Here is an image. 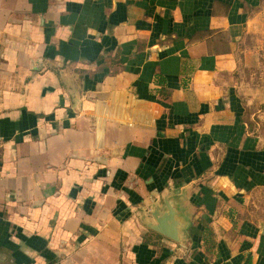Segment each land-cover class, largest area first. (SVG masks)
<instances>
[{
  "label": "crops",
  "instance_id": "crops-1",
  "mask_svg": "<svg viewBox=\"0 0 264 264\" xmlns=\"http://www.w3.org/2000/svg\"><path fill=\"white\" fill-rule=\"evenodd\" d=\"M263 40L264 0H0V264H264Z\"/></svg>",
  "mask_w": 264,
  "mask_h": 264
},
{
  "label": "rangeland",
  "instance_id": "rangeland-1",
  "mask_svg": "<svg viewBox=\"0 0 264 264\" xmlns=\"http://www.w3.org/2000/svg\"><path fill=\"white\" fill-rule=\"evenodd\" d=\"M261 42L257 54L239 69L237 76L246 120L252 131L264 137V40ZM244 212L264 229V187L249 194Z\"/></svg>",
  "mask_w": 264,
  "mask_h": 264
},
{
  "label": "water",
  "instance_id": "water-1",
  "mask_svg": "<svg viewBox=\"0 0 264 264\" xmlns=\"http://www.w3.org/2000/svg\"><path fill=\"white\" fill-rule=\"evenodd\" d=\"M171 197L169 195L164 198L163 209L156 208L151 214L153 219L146 217L145 224L155 232L178 243H183L189 223L181 217L182 211L171 202Z\"/></svg>",
  "mask_w": 264,
  "mask_h": 264
},
{
  "label": "built area",
  "instance_id": "built-area-1",
  "mask_svg": "<svg viewBox=\"0 0 264 264\" xmlns=\"http://www.w3.org/2000/svg\"><path fill=\"white\" fill-rule=\"evenodd\" d=\"M2 140H1V137H0V142H1ZM1 179H2V176H1V173H0V182H1Z\"/></svg>",
  "mask_w": 264,
  "mask_h": 264
}]
</instances>
